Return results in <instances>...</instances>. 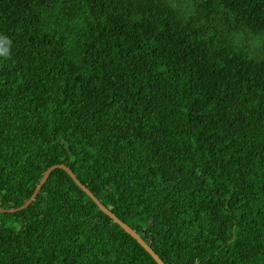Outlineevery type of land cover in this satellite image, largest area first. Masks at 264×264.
<instances>
[{
	"label": "trees",
	"instance_id": "obj_1",
	"mask_svg": "<svg viewBox=\"0 0 264 264\" xmlns=\"http://www.w3.org/2000/svg\"><path fill=\"white\" fill-rule=\"evenodd\" d=\"M0 209L67 166L164 264H264V0H0ZM0 264H156L62 170L0 213Z\"/></svg>",
	"mask_w": 264,
	"mask_h": 264
},
{
	"label": "water",
	"instance_id": "obj_2",
	"mask_svg": "<svg viewBox=\"0 0 264 264\" xmlns=\"http://www.w3.org/2000/svg\"><path fill=\"white\" fill-rule=\"evenodd\" d=\"M55 169H60L64 171L70 179L75 183V185L87 196L89 197L92 202L96 205V207L104 214L106 215L114 224L118 225L127 235H129L152 259L156 264H164L157 255L140 239V237L131 230L127 225L122 223L120 220H118L112 213H110L100 202L83 186L79 183V181L75 178L74 174L70 171V169L62 164H56L52 165L49 168L46 169L44 174L42 175L41 179L38 181L37 185L34 188L33 193L29 197L27 201L20 207H17L15 209H9V210H3L0 209V213H14L20 210H23L27 208L35 199L36 195L39 193V190L41 186L44 184L46 179L49 176V173Z\"/></svg>",
	"mask_w": 264,
	"mask_h": 264
},
{
	"label": "clouds",
	"instance_id": "obj_3",
	"mask_svg": "<svg viewBox=\"0 0 264 264\" xmlns=\"http://www.w3.org/2000/svg\"><path fill=\"white\" fill-rule=\"evenodd\" d=\"M8 55V49L7 46L0 47V56H7Z\"/></svg>",
	"mask_w": 264,
	"mask_h": 264
}]
</instances>
